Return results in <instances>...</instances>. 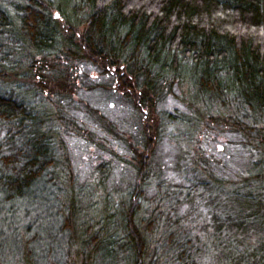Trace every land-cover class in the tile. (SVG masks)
<instances>
[{
	"label": "trees",
	"instance_id": "1",
	"mask_svg": "<svg viewBox=\"0 0 264 264\" xmlns=\"http://www.w3.org/2000/svg\"><path fill=\"white\" fill-rule=\"evenodd\" d=\"M15 4L11 11L0 5V81L12 82L22 75L24 82L40 87L37 90L45 91L50 84L53 93L63 96L76 87L77 68L83 64L111 77L114 90L138 115L185 83L192 85L194 100L208 111L220 107L219 119L208 115L207 126L223 122L231 127L244 142L250 166L231 181L232 188L219 191L222 201L230 202V215L217 225L216 236L232 249L229 264H264V0H18ZM6 40L20 45L19 62L11 61L17 54H10ZM174 97L179 98L176 93ZM191 116L200 122L199 111ZM164 117L173 126L192 122L178 112ZM0 120L17 122L20 136H31L25 137L23 148L13 145L12 155L0 150V197L7 194L6 202L0 198V220L10 231L0 233L6 240L1 262L13 254L17 264H39L35 248L19 242L17 231L11 230L16 222L13 218L9 222L7 207L16 202L37 205L32 189L52 164L49 148L43 143L46 139L38 138L25 103L13 95L0 92ZM142 139L145 149L133 165L137 180L122 219L134 264H145L146 243L135 220L144 188L152 179L159 129L153 130L145 120ZM67 224L64 230L72 229ZM90 240L95 241V253L112 252V240L103 246L99 237ZM190 244V240L176 242L180 260L193 257Z\"/></svg>",
	"mask_w": 264,
	"mask_h": 264
},
{
	"label": "rangeland",
	"instance_id": "2",
	"mask_svg": "<svg viewBox=\"0 0 264 264\" xmlns=\"http://www.w3.org/2000/svg\"><path fill=\"white\" fill-rule=\"evenodd\" d=\"M15 3L18 0H0L7 11ZM70 12L64 11L66 18ZM53 16L61 18L59 12ZM4 45L10 54H17L10 56L11 61L19 62L20 45L13 40ZM77 71L76 87L63 96L53 93L50 84L45 91L37 90L40 87L24 82L22 75L12 82L0 81V92L25 103L38 138L46 139L43 143L52 163L32 189L37 205L16 202L7 207L9 222L11 218L16 222L11 230L17 231L19 242L35 248L39 264H134L122 219L137 180V154L145 149L141 136L146 120L153 130L159 129L161 141L135 220L146 243L145 264H229L232 249L221 245L224 239L216 232L217 225L230 215V202L222 201L224 194L219 191L224 193L238 174L247 173L250 163L244 142L231 127L223 122L207 126L208 115L219 119L220 107L208 111L209 107L194 100L192 85L185 83L175 90L180 99L167 93L166 100L154 108L144 107L138 115L114 90L111 77L89 65L80 64ZM196 110L200 122L191 116ZM168 112L185 114L192 122L169 125L164 117ZM17 126V122L0 120L2 153L12 155L13 145L23 148L25 137H31L22 138ZM0 198L6 202L7 194ZM67 222L72 229L64 230ZM3 231L9 230L0 220ZM94 237H99L102 246L112 240V252L95 253V241L90 240ZM189 240L193 257L182 261L176 242ZM251 246L257 247L254 242ZM5 253L6 240L0 239V264H17L13 254L1 262Z\"/></svg>",
	"mask_w": 264,
	"mask_h": 264
}]
</instances>
